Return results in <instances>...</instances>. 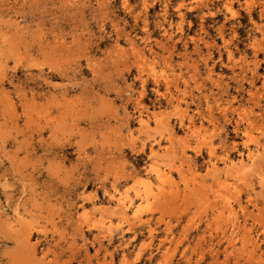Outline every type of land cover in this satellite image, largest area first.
Here are the masks:
<instances>
[{
  "label": "rangeland",
  "instance_id": "374dc122",
  "mask_svg": "<svg viewBox=\"0 0 264 264\" xmlns=\"http://www.w3.org/2000/svg\"><path fill=\"white\" fill-rule=\"evenodd\" d=\"M0 264H264V0H0Z\"/></svg>",
  "mask_w": 264,
  "mask_h": 264
},
{
  "label": "bare ground",
  "instance_id": "6f19581e",
  "mask_svg": "<svg viewBox=\"0 0 264 264\" xmlns=\"http://www.w3.org/2000/svg\"><path fill=\"white\" fill-rule=\"evenodd\" d=\"M250 154H251V153H250ZM251 160H253V159L251 158ZM241 162H242V161H241ZM241 162H240L239 164H241ZM230 163H231V162H230ZM243 164H244V163H243ZM229 165H230V164H229ZM225 166H226V165H225ZM232 166H233V165H232ZM243 166H244V165H243ZM247 166H248V165H246L245 168H247ZM235 167H236V166H235ZM248 168H249V167H248ZM234 169H235V168H234ZM232 170H233V169H232ZM236 170H237L239 173H240V172H241V173L243 172V168H242V171H240V170H241V166H240V170H238V169H236ZM236 170H235V171H236ZM159 174H160V173H159ZM236 175H237V174H236ZM134 219H135V218H134Z\"/></svg>",
  "mask_w": 264,
  "mask_h": 264
}]
</instances>
